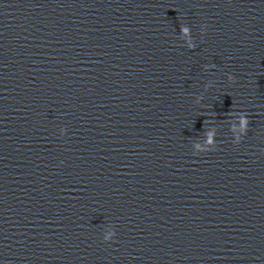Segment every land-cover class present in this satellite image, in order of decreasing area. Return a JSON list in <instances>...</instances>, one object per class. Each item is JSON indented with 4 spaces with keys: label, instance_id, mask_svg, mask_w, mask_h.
<instances>
[{
    "label": "water",
    "instance_id": "obj_1",
    "mask_svg": "<svg viewBox=\"0 0 264 264\" xmlns=\"http://www.w3.org/2000/svg\"><path fill=\"white\" fill-rule=\"evenodd\" d=\"M0 264H264V0H0Z\"/></svg>",
    "mask_w": 264,
    "mask_h": 264
}]
</instances>
